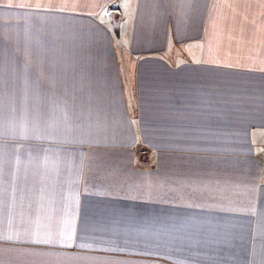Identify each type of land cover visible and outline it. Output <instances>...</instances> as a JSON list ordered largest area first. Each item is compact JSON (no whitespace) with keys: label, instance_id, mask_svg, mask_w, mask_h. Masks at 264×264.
<instances>
[{"label":"crops","instance_id":"0c3cea01","mask_svg":"<svg viewBox=\"0 0 264 264\" xmlns=\"http://www.w3.org/2000/svg\"><path fill=\"white\" fill-rule=\"evenodd\" d=\"M0 264H264V0H0Z\"/></svg>","mask_w":264,"mask_h":264},{"label":"rangeland","instance_id":"374dc122","mask_svg":"<svg viewBox=\"0 0 264 264\" xmlns=\"http://www.w3.org/2000/svg\"><path fill=\"white\" fill-rule=\"evenodd\" d=\"M79 262V261H78ZM82 262H83V259H82Z\"/></svg>","mask_w":264,"mask_h":264}]
</instances>
